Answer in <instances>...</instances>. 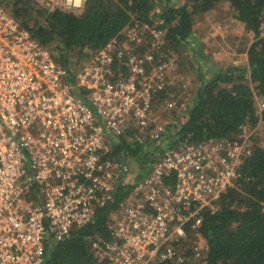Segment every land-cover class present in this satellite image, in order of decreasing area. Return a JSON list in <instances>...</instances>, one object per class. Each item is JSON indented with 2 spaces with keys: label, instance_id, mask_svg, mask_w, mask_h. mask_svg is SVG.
<instances>
[{
  "label": "built area",
  "instance_id": "2783aa9c",
  "mask_svg": "<svg viewBox=\"0 0 264 264\" xmlns=\"http://www.w3.org/2000/svg\"><path fill=\"white\" fill-rule=\"evenodd\" d=\"M87 1L52 8L80 10ZM162 24L126 29L70 72L0 3V264H44L50 243L112 202L131 172L112 143L130 128L145 148L161 139L166 126L153 110L174 64L138 47L161 49ZM245 129L236 142L166 149L121 204L112 241L93 244L95 264H206L199 229L239 180L250 152Z\"/></svg>",
  "mask_w": 264,
  "mask_h": 264
},
{
  "label": "trees",
  "instance_id": "16d2710c",
  "mask_svg": "<svg viewBox=\"0 0 264 264\" xmlns=\"http://www.w3.org/2000/svg\"><path fill=\"white\" fill-rule=\"evenodd\" d=\"M0 3L70 72L126 29L141 32L143 26L159 21L163 22L159 29L165 31L161 49H152L151 43L138 48L143 56L149 53L157 61H168L192 48L197 19L224 3L252 37L246 62L200 74L192 102L156 144L145 148L133 128L112 143L113 155L127 161L137 176L120 184L112 202L99 207L90 223L74 229L67 240L50 243L44 264H95L93 244L112 241L111 227L121 204L166 149L211 140L236 142L244 127L264 122L260 109L264 102V0H188L180 6L171 0H88L80 10L46 8L35 0ZM166 93H158V105L168 99ZM249 151L239 165L235 186L223 193L215 213L203 216L199 233L206 247V264H264V147L256 142ZM171 182L167 176L165 183Z\"/></svg>",
  "mask_w": 264,
  "mask_h": 264
},
{
  "label": "rangeland",
  "instance_id": "374dc122",
  "mask_svg": "<svg viewBox=\"0 0 264 264\" xmlns=\"http://www.w3.org/2000/svg\"><path fill=\"white\" fill-rule=\"evenodd\" d=\"M35 1L41 6L52 8L57 0ZM187 1L171 0V4L180 6ZM192 41V48L170 58L174 66L170 67L169 73L172 86L165 90L167 103L164 101L160 105L156 104L153 110V120L166 127L181 116L192 102L201 73L215 71L220 66L246 62L252 37L245 33L243 25L234 18L231 6L224 3L197 19ZM245 131L250 149L256 142L264 147V122H259L255 127L246 126ZM136 176L137 171L131 168L129 180ZM192 239L189 237L188 247L194 246Z\"/></svg>",
  "mask_w": 264,
  "mask_h": 264
}]
</instances>
